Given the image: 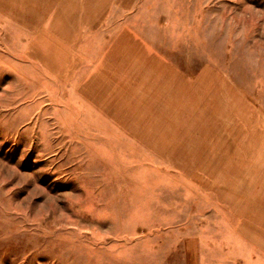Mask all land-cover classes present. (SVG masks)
<instances>
[{
  "label": "rangeland",
  "instance_id": "rangeland-1",
  "mask_svg": "<svg viewBox=\"0 0 264 264\" xmlns=\"http://www.w3.org/2000/svg\"><path fill=\"white\" fill-rule=\"evenodd\" d=\"M0 264H264V0H0Z\"/></svg>",
  "mask_w": 264,
  "mask_h": 264
},
{
  "label": "crops",
  "instance_id": "crops-1",
  "mask_svg": "<svg viewBox=\"0 0 264 264\" xmlns=\"http://www.w3.org/2000/svg\"><path fill=\"white\" fill-rule=\"evenodd\" d=\"M201 249V248H200ZM204 250V248H202V251Z\"/></svg>",
  "mask_w": 264,
  "mask_h": 264
}]
</instances>
